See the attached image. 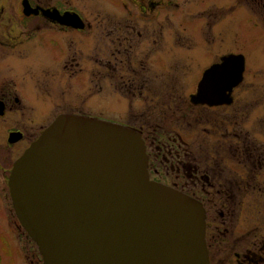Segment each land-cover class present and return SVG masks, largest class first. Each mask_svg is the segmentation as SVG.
Here are the masks:
<instances>
[{"label": "flooded vegetation", "instance_id": "obj_1", "mask_svg": "<svg viewBox=\"0 0 264 264\" xmlns=\"http://www.w3.org/2000/svg\"><path fill=\"white\" fill-rule=\"evenodd\" d=\"M25 1L33 11L25 9ZM218 1L199 0L207 14L198 13L208 15L210 26L219 13L235 10V0L228 2L231 6ZM111 3L116 9L112 18L89 23L68 1L22 0L18 33L5 24L0 53L13 57L2 60L9 63V73L0 70V125L6 134L0 150V222L8 220L0 264H43L15 213L8 181L15 162L62 115L135 129L146 147L149 178L204 207L210 264H223L224 254L229 259L224 264H264L263 210L257 219L238 214L251 192L264 196V139L258 144L246 126L253 122L264 137V109L258 118L260 111L237 96L244 78L231 91L225 89L231 103L214 105L202 96L206 72L233 54L215 51L202 60L200 47L213 52L217 40L191 34L202 36L201 28L185 21L187 11L197 10L192 0ZM243 5L264 14V0H243ZM66 13L78 14L83 22L61 21ZM16 62L20 69L15 70ZM218 85L211 92L218 93ZM258 202L264 206L263 197ZM24 240L36 246L29 261Z\"/></svg>", "mask_w": 264, "mask_h": 264}, {"label": "water", "instance_id": "obj_2", "mask_svg": "<svg viewBox=\"0 0 264 264\" xmlns=\"http://www.w3.org/2000/svg\"><path fill=\"white\" fill-rule=\"evenodd\" d=\"M62 18L83 22L76 13ZM245 69L243 55L225 58L206 72L202 96L231 103L225 89L240 85ZM8 185L43 264H210L204 207L150 180L132 128L62 115L15 162Z\"/></svg>", "mask_w": 264, "mask_h": 264}, {"label": "rangeland", "instance_id": "obj_3", "mask_svg": "<svg viewBox=\"0 0 264 264\" xmlns=\"http://www.w3.org/2000/svg\"><path fill=\"white\" fill-rule=\"evenodd\" d=\"M21 1L22 0H0V12H2L1 10L3 9L0 19V39L3 41L5 24H13L9 26V29L17 30L18 33L19 27L17 26L18 20L16 18V13L17 9L21 5ZM40 1H43L44 4H53V0ZM65 1H68L70 5L72 4L73 7H75V10L80 11L82 14H84L87 22L89 23L104 22L103 19L105 16L109 15L112 18L116 13V9L111 3V0H54L55 3H62ZM192 1L194 2V7L197 10L187 11L185 13V21L190 22V24H194L191 25L193 28H201L202 36H200L199 31H191V34L195 33L197 37L207 39L209 36L210 38H212L211 36H215L217 40V47L213 52L212 47H200L202 60H204L205 56H212L213 54H215V51H217L218 55L242 54L245 56L247 61V69L245 72L244 82L241 84L242 88L238 91L239 94L237 96L239 98L244 97V102L248 101L251 108L258 109L260 111V114L258 116L259 118L261 116L262 108L264 109V75H262V73L264 72V14L259 13L253 9H245V6H242L243 0H238L239 3H237V0H235L232 4L234 6L233 9H235L234 12L230 13L229 15H225V12L220 11L222 13L218 14V20L216 21V24L210 26V23L206 21V19H208V15H202L201 13H198L202 10L207 14V11H205L207 8L205 6L201 7V5H199V0ZM230 1L231 0H227L225 3V0H219L218 2H221V6H231V3H228ZM251 7L253 8V6ZM181 14L182 13L180 11V15ZM180 15L175 17L176 22H179ZM14 18L16 19L14 20ZM12 32L14 33V31ZM210 33L212 34L210 35ZM202 44H204V42H202L201 45ZM9 54L10 53L6 52L0 53V70L5 71L7 74L9 73L10 68L9 63H5L2 60L4 58L8 60L9 58L13 57ZM14 56H18V53H15ZM15 59L18 58L14 57V60ZM15 64L13 63L15 70L16 67L20 69L21 64L19 62H16ZM192 78L194 77H189L188 84L192 82ZM242 101L243 100H241V102ZM236 108H238V105L237 107H235V109ZM241 108H243L242 105H240L239 109ZM256 117L257 116H252L251 120H255ZM252 125L255 124L253 122L246 124L248 128H251V130H253L252 134L255 135L256 138L260 139L258 144H262L261 141L264 139V137H262V132L258 128L253 129ZM5 138V128L0 125L1 151V146ZM260 193V191L251 192V194L246 199L247 202L239 206L238 214L241 215V213L243 212V215H250L257 219L258 215L261 214L258 212L260 210H263L264 212V206H261V204L258 202L259 198H264V196L259 197L261 195ZM262 204L264 205V202ZM4 223L7 224L8 220L5 219L4 222H0V241L2 240V238L6 237V235L4 234ZM23 245L25 247V258L27 261H29L28 258L32 256V252H36V250L34 249V247L36 246L33 245L30 248L29 242L26 240H24ZM4 247H7L6 244L4 245ZM223 259L224 264V262H226L228 259L227 254L223 255Z\"/></svg>", "mask_w": 264, "mask_h": 264}]
</instances>
